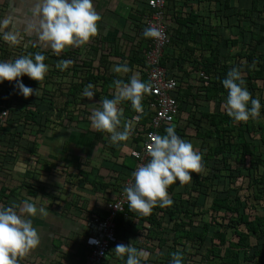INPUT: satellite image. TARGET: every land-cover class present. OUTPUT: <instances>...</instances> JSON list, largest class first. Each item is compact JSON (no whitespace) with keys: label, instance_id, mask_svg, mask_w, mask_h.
Returning a JSON list of instances; mask_svg holds the SVG:
<instances>
[{"label":"crops","instance_id":"obj_1","mask_svg":"<svg viewBox=\"0 0 264 264\" xmlns=\"http://www.w3.org/2000/svg\"><path fill=\"white\" fill-rule=\"evenodd\" d=\"M148 1L93 0L95 9L101 15V20L97 22L98 33L84 44L70 45L65 48L71 52L67 56L68 60L73 62L68 66V86L77 80L89 83H86L76 95V103L68 106L67 118L60 120L55 114L53 116L55 119L51 123L47 122V127L43 126V129L31 122L26 126L24 137L28 141L35 140L36 153H31L32 144L27 147H19L16 140L19 139V136L12 140V151L2 150L0 188L5 186L6 193L9 195L0 200V206L19 205L23 200L31 199L33 202H45L49 213L47 216L31 217L33 226L38 229L41 242L23 256L17 257L19 264H80L83 262L87 252L86 221L89 219V213L98 215L103 210L107 211V204L100 205L105 198V188L100 187L99 182L110 185L106 188L113 191V199L112 197L108 198L110 203L115 200L120 191L117 185L119 183L117 181L121 180L119 169L122 168V172L125 170L130 173L129 176L134 172L136 166L129 169L123 165V162L127 161L129 155L133 156L131 153L133 148L140 149L142 147L143 134L152 129L151 123L155 112L151 106L152 95H144L146 108H143L142 113L136 111L133 116L125 115L126 117L122 119L120 130L128 120H132L134 125L132 134L126 141L108 145L110 141L107 139L105 131L91 128L92 122L89 118L94 109L101 107L100 102L106 97L102 90L105 86L103 77L109 78L110 83L113 84L112 88L114 87L109 91L115 92V94L114 80L116 79L128 82L135 74L141 80L148 82L144 54L150 48L153 39V37L143 35L152 15ZM243 2L244 0H238L236 3L230 0V10L226 12L225 0L167 1L166 20L171 43L166 47L163 55L165 58L163 66L168 74L178 81L177 110L172 123L159 128L157 132L160 135H165L166 128L174 126L178 135L191 143L194 142V149L202 156L208 151L209 146L217 144V139L205 136L206 132L211 129V124L207 118L201 116V112L219 110L217 108L206 110L207 108L202 106L211 102L217 104L219 100L218 98L209 101L205 99L204 86L209 83L208 75L201 67L197 69L196 65L199 64L198 61L202 60L200 56H210L212 49L216 46L220 48L221 56L219 58L222 63H227L226 56L233 55L230 53L234 47L240 46L241 40L238 37L240 36L238 32L241 27H245L242 24L243 16L235 15L231 10L232 8L242 10L245 7V2ZM35 3L36 0H0V18L13 17V24L10 27L19 32L22 37L21 42L17 45L7 44L0 39V58L2 60L10 61L22 54L26 55L32 45H37L42 50L54 51L44 45L34 32L26 31L27 21L31 19V9ZM216 5L225 8L215 12ZM218 13L220 15L217 16ZM226 13L229 16H226ZM233 15L236 16V24L232 18L230 19ZM230 38H237V43H230ZM208 44L212 47H209ZM242 50L243 48L234 51L235 55L242 53ZM134 56L144 60L145 64L133 61L131 57ZM117 64H126L131 71L117 73L114 70ZM89 74H100L102 78L97 82L85 81ZM89 84L94 86L95 90H92L95 95L92 98L82 97L81 94L83 95ZM189 86H191L190 94L187 92ZM15 87L11 91L15 90ZM21 96L23 95L21 94ZM37 96L38 98L35 99ZM37 96L25 97L24 106L20 105L18 110L24 109L26 105L27 107L30 105L32 108H37L36 104L41 105V109L38 107L41 112H37V119L40 121L48 106L39 94ZM33 98L34 101L31 100ZM70 98L72 99V96ZM122 103L119 107L123 108L124 115L125 109ZM91 104L95 105V108H92ZM72 106L75 108L72 109ZM147 109L151 113L147 122H142L140 114L145 115ZM195 111L200 112V116L199 113L196 114L201 117L198 122L207 126L204 131L192 129L193 131L188 132L187 126L194 124ZM87 117L88 120H85L87 125L82 126L80 121ZM69 118L75 119L72 121V125L74 122L78 125L74 129L76 131L72 132L68 128L71 125L68 123ZM21 119L23 120V118ZM89 131L94 132L91 136L93 138L88 135ZM69 134L73 135L72 139H68ZM108 135L111 134L108 133ZM21 141L24 142V139ZM108 147L111 149L110 153H108ZM96 150L97 154L93 156ZM94 157L99 160H94ZM203 168L201 172L204 174ZM108 170L110 171L109 175L106 173ZM89 182H95V185ZM125 220L138 229L140 228L136 223L141 220L132 214L125 216ZM169 223L171 222L169 221ZM139 224L143 229L146 222ZM129 227L128 224L127 228ZM124 231L123 229L121 232ZM128 233L134 235L129 231L126 232V235ZM142 248L144 247L142 246ZM144 249L148 250L147 247ZM167 250L163 253H166ZM147 252L149 253L150 250ZM156 252L161 253V250L156 248ZM114 258L112 260H117ZM112 260L107 264H111ZM158 260L159 257H154L151 262L160 264ZM144 264H146L145 261Z\"/></svg>","mask_w":264,"mask_h":264},{"label":"trees","instance_id":"obj_2","mask_svg":"<svg viewBox=\"0 0 264 264\" xmlns=\"http://www.w3.org/2000/svg\"><path fill=\"white\" fill-rule=\"evenodd\" d=\"M220 1V0H218ZM230 0H225V7L229 8ZM258 13L259 17L263 18V21L258 23L253 21L256 26V30L251 33L250 52L249 53H239V59H246V61H237L236 67H238L241 72L242 78L245 82V86L251 92L253 98H258L256 92L260 89L264 91V4L261 0H252L251 9ZM244 9H239L238 13L242 14ZM248 27H241L239 30V35L245 34ZM237 38H230L229 42L232 44L237 43ZM209 47L212 45L208 44ZM220 48L216 46L212 49L211 55L204 57L200 56L202 60L198 61L196 65L197 69L202 68L208 75L209 83L204 86L205 99L215 100L222 98L223 93H228V90L223 86L222 80L227 76V73L231 70L230 65L227 63H222L220 54ZM37 51L44 52L46 59L45 63L49 66L45 78L42 81L34 80L24 75L25 84L32 87L34 90L39 89V96L43 99L48 107L44 110L46 113L42 114L40 121L37 119V112L40 111L41 105L36 104L38 107L32 108L25 106L24 109H20L21 118H23V126H26L31 122V124L38 125L39 128L43 129L47 127V122H52L55 118L53 117L57 114L60 120L67 118L66 111H68V106L75 104L77 101V94L83 89L86 83L84 81H75L68 86V81L65 79L68 77V67L61 70L57 67V63L61 60L68 59V54H71L68 49H64L59 55L55 51L42 50L37 45H32L28 49V53H35ZM238 55V56H239ZM133 61H139L145 64V61L137 58L136 56L131 57ZM162 65H165V58L162 57ZM59 78V79H58ZM102 78L100 74H89L85 81L97 82L98 79ZM105 78L104 90L107 98H114L115 92H110L113 84L110 83L109 78ZM80 80V79H79ZM261 82V84H260ZM95 90V88L93 89ZM191 86L188 87L187 92L190 94ZM20 96V92H16L15 98ZM33 97L37 96L34 92ZM72 96V99L70 98ZM25 98V96L23 95ZM24 98L19 100L18 106H24ZM38 98L35 97V99ZM31 99L32 101L35 100ZM261 104L263 100H261ZM122 106H124V115L121 119L126 116H133L136 110L132 107L131 101H122ZM143 108H146V101L142 100ZM78 106V105H77ZM125 111H127L125 113ZM41 112V111H40ZM145 112V111H144ZM264 112V107L261 108L260 113ZM150 111L147 109L145 115L140 114V119L142 122H147L149 118ZM126 115V116H125ZM201 116L207 118L210 121L211 129L206 132L205 136L210 138H216L217 144L214 146H209L208 151L202 156L203 167H209L210 161L212 159H221L223 162L220 167H218L219 172L214 174L213 177L219 178L223 172H227L230 177V183L228 187L218 189L217 194L212 198L210 204L205 209L197 204V199L199 195L204 194L203 192L204 183L213 182L212 177L209 175H204L203 172H193V182L190 185L189 197H184V193L176 191V183L168 186V194L173 203L168 206L160 207L159 203L153 206L150 214L144 215L137 210H133L129 204L126 205L124 211L118 213L116 217L117 230L121 237L126 235V232H131L136 236L143 234L144 238L151 240H158L156 248L161 249L165 246L169 239L164 235L170 230L165 226V219L168 218L172 223V242L166 253H162V264H170L173 259L172 253L179 252L182 253L181 259L183 264H191L193 257L206 243L209 238V234L212 228L214 233L211 245L206 248L205 258L207 264H264V125L259 123L256 126L254 121L250 118L247 121H236L234 118L228 115V112L218 110L214 112L202 111ZM261 117L260 115L258 116ZM34 125V126H35ZM38 128V129H39ZM14 134L19 136L16 139L17 145L29 146L32 144L31 153H36L35 140H27L24 137L25 129L16 127L14 125ZM259 132V138L261 141L260 149L255 144V139L258 138L256 133ZM24 139V142L21 141ZM259 142V140H258ZM263 149V150H261ZM235 154V157L233 156ZM234 157L238 167H234L230 164L229 159ZM127 161L123 162V165L129 169H133L136 166V158L129 155ZM244 165L243 167L239 165ZM262 167V171H258L256 175H251L252 178L249 179L248 173L250 170H257ZM246 169V176L248 177V194L246 195V202L241 195V186L236 185L237 177L233 170L240 171V174L245 175L242 169ZM229 171V172H228ZM87 178V175H85ZM124 181V180H123ZM117 183L118 190H121L124 182ZM178 182V181H177ZM95 185V182H89ZM209 183V184H210ZM100 187L105 189L110 185L108 183L99 182ZM208 184V185H209ZM215 184L209 186L212 189ZM7 188L2 186L0 188V200L9 194L6 193ZM253 197L258 200L261 205L262 210L258 212L256 204L252 201ZM195 198V201H191ZM4 206H7L6 204ZM251 210L248 211L247 208ZM253 211L256 214H253ZM89 217L93 213H89ZM133 215L139 218L142 222H146L144 225V231H140L138 227H135L131 223H127L125 216ZM100 217L103 219L108 215V211L103 210ZM208 215L210 217L209 221L203 219L195 218L199 216ZM196 222H198L196 224ZM128 224L130 225L129 228ZM214 224V226H213ZM135 227V228H134ZM124 232H121L123 229ZM229 230L233 237L228 238ZM256 236L258 242L257 244L252 242V238ZM184 240V243L180 242ZM197 243V245H195ZM181 244V247H179ZM256 245V246H255ZM150 252H153V247L149 244L147 247ZM160 253V252H158ZM116 258L121 264H126V255L122 260L117 258L115 255V250L111 253V258ZM192 261V262H191ZM160 262V261H159ZM155 264H159L155 262ZM161 264V263H160Z\"/></svg>","mask_w":264,"mask_h":264},{"label":"clouds","instance_id":"obj_3","mask_svg":"<svg viewBox=\"0 0 264 264\" xmlns=\"http://www.w3.org/2000/svg\"><path fill=\"white\" fill-rule=\"evenodd\" d=\"M31 13L26 31L38 35L39 40L57 55L66 46L88 42L98 33L97 22L101 20L93 0H36ZM12 24L13 17L0 18V39L7 44L17 45L22 37L19 32L12 30ZM143 35L159 38L162 32L150 26L144 29ZM45 59L44 52L37 51L22 54L10 61L0 60V83L5 80L16 81L20 94L28 97L35 92L37 95L39 89L34 90L17 78L26 74L42 81L49 68ZM71 63V60L64 59L57 63V67L63 70ZM114 70L117 73L131 71L126 64H117ZM222 83L228 90L226 105L230 117L236 121H247L260 115L261 101L252 97L238 68H232ZM114 86V98H103L101 107L93 110L90 119L96 130L110 133L111 141L119 143L129 139L134 126L133 121L128 120L123 129H119L123 117L120 103L129 100L132 107L142 113L143 97L151 93L153 85L134 74L128 82L114 80ZM93 87L89 84L83 95L92 98L95 95ZM148 155L150 159L132 173L134 183L124 188L129 206L144 215L150 214L157 203L160 207L171 205L173 201L169 197L168 186L177 181L180 184L191 181L192 173L200 172L203 167L202 154L194 149L190 141L178 135L174 126L167 127L165 135H151ZM48 214L45 202H33L31 199H25L19 205L0 206V264H19L17 257L40 244V235L31 217ZM90 243L99 241L91 238ZM114 249L118 258L123 260L126 255V264H144L150 255L132 244L120 243ZM172 256L170 264H183L182 253L174 252Z\"/></svg>","mask_w":264,"mask_h":264},{"label":"built area","instance_id":"obj_4","mask_svg":"<svg viewBox=\"0 0 264 264\" xmlns=\"http://www.w3.org/2000/svg\"><path fill=\"white\" fill-rule=\"evenodd\" d=\"M167 1H148V5L152 10V15L148 20V27L155 26L159 28L162 36L159 38L153 37L150 48L144 54L147 63L148 82L153 85L150 94L152 95L151 106L155 112L151 123L152 129L143 134L144 142L142 147L140 149H132L131 153L136 158L134 171L150 159L148 155V143L150 142L151 135L158 134L157 130L159 128L172 123L177 110L176 92L178 81L171 77L166 68L161 64L166 47L171 43L166 20ZM0 60L2 59L0 58ZM17 79L25 82L24 75ZM15 86L16 81L5 80L3 83H0V156L1 154L3 155L2 150L12 151V140L18 136L14 134V125L25 130L27 129L23 126L20 110H18L19 100L16 99L17 97L23 99L24 97L17 95L15 98L16 92L19 91ZM13 87H15V90L11 91ZM132 183H134V177L131 174L124 181V187L118 192L115 200L108 204V215L105 218L102 219L98 215H92L86 221L87 237L85 243L87 252L85 260L80 264H107L112 260L111 253L120 242L116 217L129 204L124 193V188ZM91 238H95L99 243H90Z\"/></svg>","mask_w":264,"mask_h":264},{"label":"rangeland","instance_id":"obj_5","mask_svg":"<svg viewBox=\"0 0 264 264\" xmlns=\"http://www.w3.org/2000/svg\"><path fill=\"white\" fill-rule=\"evenodd\" d=\"M233 1L236 3L238 0H233ZM251 1L252 0H244L245 7L242 8V9H244V12L242 14H239L238 13L239 8H232L231 7L232 8L231 11L235 15H242L243 16L242 24L244 26H247L248 27V30L246 31L245 34H243V37H242V35L238 36L239 39L241 40L240 46H238L237 48L234 47V49L232 50V53H230V54H233V55H229V56L227 55L226 56L227 57L226 61L230 65L231 69L234 68V67L235 68H238V67H236V60L237 61H240V60L241 61H246L245 58L244 59H239L241 55H239V54H236L235 55L234 51H239L240 49L243 48L242 53L245 54V53H249L250 52V50H249L250 49L249 43L251 41V33H252V31H254V30L257 29L256 26L253 24V21H256L258 23H260V22L263 21V18L262 17H259L257 12L250 10L251 9L250 8L251 7ZM261 3L264 4V0H261ZM224 8L225 7H223V6L221 7V6L216 5L215 12L220 11L221 9H224ZM229 10H230V8L229 9L226 8V12L227 11L229 12ZM218 15H220V14L218 13L217 16ZM225 15L226 16H229L228 13H226ZM231 18H232V21H234V23L236 24L237 23L236 16L233 15L232 17H230V19ZM240 24H241V21H240ZM263 47H264V43H263ZM237 55H239V56H237ZM65 79L68 81V77H66ZM260 84H261V82H260ZM227 95H228V93H223L221 95L222 98L220 99L219 102H217V104H216V102H211L210 104L203 105L202 107L203 108H207L206 110H214V109L217 108V110L219 109V110H223V111L226 110L227 111V105H226ZM81 96L84 97V95H82V94H81ZM256 96L259 99L263 100V103L261 105H262V107H264V91L262 89L258 90L256 92ZM203 104H205V103H203ZM91 106H92V104H91ZM73 107L75 108V106H72V109H74ZM92 108H95V105H93ZM198 113H199V116H200V112L195 111V115L198 114ZM260 116H261L260 118L259 117L250 118L252 121H254V123H255L256 126H259V123L264 125V112L260 113ZM193 118L195 119L194 124L193 125H190L189 124L187 126V128H188L187 131L188 132H191V131H193L192 129H196V130H199V131H204L205 130V126H207V125L206 124H201L200 122H198V119H200L201 117H198L196 115L195 117L193 116ZM70 119L71 118L68 119V123L71 124V125H69L68 128L71 129L72 132L73 131H76L74 129H76V127L78 125L75 124V122L72 125V121L75 120V119H71V120ZM85 120H88V117L85 118V119H83L82 121H80V122H82V124H81L82 126L83 125H87V122ZM89 120H91V119L89 118ZM91 128L95 129L93 127V125L91 126ZM93 133L94 132L89 131L88 135L91 137ZM105 134H106L107 139L110 141L108 145L111 146L113 142L110 139V135H108V132H106V131H105ZM256 135H257L258 138L255 139V144H256V146L258 148V151H259L260 144H261V141H260V138H259V132H257ZM72 138H73V135H70L69 134L68 135V139H72ZM91 138H93V137H91ZM258 140H259V142H258ZM106 144H107V141H106ZM192 144L194 145V142H192ZM261 150H263V149H261ZM110 152H111V149L108 147V153H110ZM96 154H97V150L94 151L93 156L96 155ZM100 156H102V155H100ZM233 156L235 157V154ZM234 157H231L229 159V162L234 167H238V163H236V161L234 160ZM94 160H99V159H97L96 157H94ZM222 163L223 162H221V159H213V160H211L210 166L209 167H206V168H203L204 174L205 175H209L210 177H212L214 173H217L218 172V167H220V165ZM239 166L243 167L244 165L242 164V165H239ZM109 170L106 171V173L108 175L110 173ZM122 170H123L122 168L119 169V171L121 173V176L119 177L121 180L117 181L119 183L122 182L123 180H125V178L127 176L129 177V174H130V173H128L125 170L122 172ZM242 170L244 171V174H245L243 176H242V174H240V171L233 170V172L235 173V175L237 177H240L237 180L236 185H238V186L240 185L241 186V192L240 193H241V195H244L242 197L245 198L244 199V202H246V195L248 194V186H247L248 177L246 176L247 170L244 169V168ZM258 171H262V167L261 166L257 170L256 169L255 170H250V172L248 173L249 179L252 178L251 175H256ZM229 181H230V177H229V175H227V172H223L222 175L219 178L213 177L212 184H215V186L212 189H209V186L212 185V184L210 182H209L210 184L208 183L209 185L207 183H204L205 186L203 187V192L205 190H206V192H204V194H202V195H199V198L197 200L195 198H192L191 201H195L196 200L197 201V204L199 206H201V207H203V208L206 209L208 207V205L210 204L212 198L217 194L218 189H222L224 187H228L229 186V183H230ZM192 182H193V179L191 181H189L187 183H183V184H180L179 181H178L177 184H176L177 185L176 186V190L178 192L184 193V197H189V192L191 191L190 190V187H191L190 185H192ZM101 191H103V190H101ZM104 193H105V198L103 197L104 198L103 201L101 202V204L99 203L100 205L103 204L102 206H104L105 204H107V205L109 204V202H108V200H109L108 198L109 197L110 198L112 197V199H113V196H112L113 195V191H109V190L105 189V192ZM108 195H110V196H108ZM76 197L78 198V196H76ZM251 198H252V201L254 202V204H256V207H257L258 212L263 211L262 210L263 207H261V205L258 203V200H255L253 197H251ZM107 205H106V207H107ZM247 210L250 211L251 209L248 207ZM253 214L255 215L256 212L253 211ZM195 218L198 219V222H200L199 219H203L205 221H209V219H210V217L208 215H204L202 217L199 216V218L195 216ZM168 222H169L168 219L165 220V226L168 227L170 230L164 236L167 237L169 239V241H168V243L165 246L161 247L162 248V249H160L161 250V253H157L156 252V246H157L158 240L155 239V240H151L150 241L149 239L144 238L143 237V234L141 235V232H140V235L139 236L130 235L129 233L127 235H124L123 237L120 236V242H119V244L120 243H123V244H126V245L127 244H132L133 246L137 247L138 249H144L145 247H149V244L148 243L153 244V245H155L153 247L154 248L153 249V252H149L150 255H149L147 261H145L146 264H152L151 260H153L154 257H159V260L158 261H160V263H163V260L160 259V258H162L161 256H162L163 251L165 252L171 245H173L172 236H173L174 233H173V231L171 229L172 223H169L168 224ZM198 222H196V224ZM139 223H142V221H138L136 223V225H138L140 227L139 230L140 231H144V228L141 229L142 225H140ZM213 226H214V224H213ZM214 229L215 228H212L211 229L210 234H209V238L205 242L206 244L203 247L199 248V250L197 251V253L193 257L192 264H206V261L207 260H206V258L204 256L205 253H206V248H208L211 245V243H212L213 240L216 241V238L215 239H212V235L214 233ZM232 237H233V235H232V233L229 230L228 238H232ZM180 242L184 243V240H181ZM252 242L255 243V244H257L258 240H257L256 236L254 238H252ZM144 243H146V245H144ZM195 245H197V243H195ZM142 246L144 248H142ZM179 247H181V244H180ZM146 251H148V250H146ZM111 264H121V263L117 259L115 261L112 260V263Z\"/></svg>","mask_w":264,"mask_h":264}]
</instances>
